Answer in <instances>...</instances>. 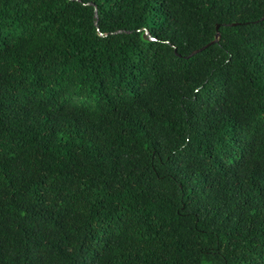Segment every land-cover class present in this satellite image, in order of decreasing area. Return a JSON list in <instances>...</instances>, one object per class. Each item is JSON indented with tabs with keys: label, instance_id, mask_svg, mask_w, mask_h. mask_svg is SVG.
<instances>
[{
	"label": "trees",
	"instance_id": "16d2710c",
	"mask_svg": "<svg viewBox=\"0 0 264 264\" xmlns=\"http://www.w3.org/2000/svg\"><path fill=\"white\" fill-rule=\"evenodd\" d=\"M0 264H264V0H0Z\"/></svg>",
	"mask_w": 264,
	"mask_h": 264
},
{
	"label": "water",
	"instance_id": "95a60500",
	"mask_svg": "<svg viewBox=\"0 0 264 264\" xmlns=\"http://www.w3.org/2000/svg\"><path fill=\"white\" fill-rule=\"evenodd\" d=\"M95 15H97L96 11H95ZM217 28H218V26H217ZM219 37H220V34H219V32H217L216 35H215V38H214L210 43H208L207 45H204L203 47H201V48H199V49H197V50H195L192 54H194V53H199V52L203 51L204 49H206V48H207L208 46H210L211 44H215V43H217ZM192 54H191V55H192Z\"/></svg>",
	"mask_w": 264,
	"mask_h": 264
}]
</instances>
